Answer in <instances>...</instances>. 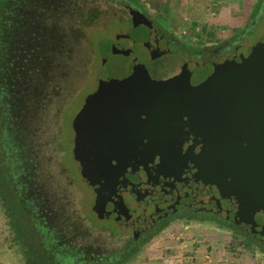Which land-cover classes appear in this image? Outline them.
I'll return each instance as SVG.
<instances>
[{
  "label": "water",
  "instance_id": "water-1",
  "mask_svg": "<svg viewBox=\"0 0 264 264\" xmlns=\"http://www.w3.org/2000/svg\"><path fill=\"white\" fill-rule=\"evenodd\" d=\"M128 9L147 29L108 42L96 87L72 119L91 211L135 239L189 208L264 246V38L207 66L171 51Z\"/></svg>",
  "mask_w": 264,
  "mask_h": 264
},
{
  "label": "rangeland",
  "instance_id": "rangeland-1",
  "mask_svg": "<svg viewBox=\"0 0 264 264\" xmlns=\"http://www.w3.org/2000/svg\"><path fill=\"white\" fill-rule=\"evenodd\" d=\"M129 1L191 49L211 47L228 38L251 45L264 29V0ZM217 15L224 17L218 19ZM9 20L13 26L7 38L9 53L12 51L8 57L19 54L17 46H21L28 65L17 72L23 73L19 99L23 102L11 118L19 120L22 132L18 142L6 150L12 165L7 160L2 163L1 185L8 198L35 210L33 217L37 215L39 225L44 222V228L50 227L55 237L71 242L70 251L77 249L74 252L81 253L84 263L106 254L116 258L134 241L133 234L111 220L97 219L91 211L93 193L72 158V119L84 97L96 87L108 42L118 32L144 31L143 26L141 22L134 25L129 9L117 0H29ZM24 22L29 33L20 36L27 44L19 43L18 32L26 29L20 25ZM6 55L0 57L3 67ZM0 143L1 151L5 144ZM27 167L30 171L25 173ZM1 199L0 264H27L23 248L13 240ZM37 208L42 211L36 212ZM41 217L44 219L39 221ZM200 218H174L140 248L127 253L121 264L230 262L211 252L220 249L233 252L238 264H264V254L253 241L219 218ZM201 247L204 250L197 253Z\"/></svg>",
  "mask_w": 264,
  "mask_h": 264
},
{
  "label": "flooded vegetation",
  "instance_id": "flooded-vegetation-1",
  "mask_svg": "<svg viewBox=\"0 0 264 264\" xmlns=\"http://www.w3.org/2000/svg\"><path fill=\"white\" fill-rule=\"evenodd\" d=\"M120 1V3H123L124 7L128 8V7H132L136 10H139L136 6H134L132 4V2L128 1V0H117ZM139 12H141L139 10ZM151 21V25L153 27L156 28V30L162 34L164 41L166 42L167 47L171 50V51H178L180 53H182L183 55L189 57V58H193L196 61H200L201 63L209 66L210 63L212 61H216L218 59H220L223 56H226L228 54L233 53V49L235 48V46L240 45L238 40H233V39H225L224 41H220L219 43L211 46V47H206V48H188L186 47L184 44H182L181 42H179L175 37H173L168 31H166L164 28H162L161 26L157 25V23H155L152 19H150ZM22 27L25 26L26 29L21 28L18 32L19 36L20 33H22L23 37H26V33H29L27 25L25 22L20 24ZM23 29V30H22ZM147 29V26H143V30L145 31ZM141 30V32L137 33H142L144 32ZM11 35L10 29L9 27L7 28L6 33L4 34V39H2V42H0V57H4L5 58V54H7L6 56L8 57L9 54L11 55L12 51L9 53V49H8V39L9 36ZM264 38V29L262 32V36L260 37V39ZM21 41H19V43H24L27 44L29 41H23L22 37L20 36ZM259 39V40H260ZM7 45V46H6ZM11 50V49H10ZM17 50L19 51V54L16 55V52L14 53V55L11 57L6 58V64H4V67L2 65V63L0 62V142L2 141L5 146L2 143V150L0 151V166L2 165V163L7 160V164L12 165V160L10 157H8L10 154L6 152L7 148L10 149L8 147V145L13 144V143H17L18 142V135L21 134L22 129H20L19 127V120L16 118H11L13 112L16 114V111L21 107L20 102H23V100H19L23 95V73L20 75L17 72L19 70H21L24 66L26 67L28 64L27 62L25 63V60L28 58L26 55V51H22V47L20 46V49L17 46ZM17 56V57H16ZM19 67V68H18ZM20 91V92H19ZM18 96H16V95ZM16 125V126H15ZM1 145V143H0ZM15 147V146H14ZM12 149V148H11ZM11 156V155H10ZM23 156V154L21 153V151H18V157L21 158ZM6 163V162H4ZM29 167V166H28ZM28 167L26 168V172H29L30 170L28 169ZM11 171H13L12 169H10ZM24 173V171H23ZM20 174H22L20 172ZM26 204V203H25ZM29 210L30 207H28ZM42 211V208H37L36 212H40ZM35 213V210L33 209L32 214ZM94 214V213H93ZM210 213H203V212H194L193 210L189 209V208H183L178 210L177 212L173 213L172 215H169L159 221H156L153 226H151L150 228H147L143 233H141L139 236H137V238L133 239L134 241L129 244L128 246H126V248L124 249L122 255H119L118 257L114 258L115 254L113 255H100V257L96 258V261H94V264H119L120 262L124 261V258H126V254L130 253L133 249H136V245H134V242L138 241L140 238H145V236L147 237L148 235L151 234L152 230L154 227L158 226L160 224L161 221L167 220L172 221L174 218H179L181 216H186V215H190L192 216V218H196L198 216H204V215H208ZM212 215V214H210ZM51 216L53 217V215L51 214ZM214 216V215H212ZM216 217V216H215ZM35 218L37 219V215L35 216ZM218 218V217H217ZM39 221H41L42 219H44V217L38 218ZM44 222L42 225H40L41 227H43L44 229V233H41L40 231L38 232V235H40V237H43V239L48 238V236H51V240L49 243V246H52V249L54 250V256H58V255H66V254H70V250L72 248V244L71 242H68L66 240H62L58 237H55V233L54 231L52 232V234L49 232L51 230L50 227H45L44 228ZM243 232V231H242ZM43 234V235H42ZM54 234V235H53ZM257 245V244H256ZM259 245V244H258ZM257 245V246H258ZM261 249L264 251V246H261ZM75 252H78V250H74ZM73 251V253H75ZM105 253V252H103ZM76 254V253H75ZM79 257H77V261L79 263L82 262V255L81 253H78ZM118 254V253H117ZM124 255V257H123ZM73 261V260H72Z\"/></svg>",
  "mask_w": 264,
  "mask_h": 264
},
{
  "label": "trees",
  "instance_id": "trees-1",
  "mask_svg": "<svg viewBox=\"0 0 264 264\" xmlns=\"http://www.w3.org/2000/svg\"><path fill=\"white\" fill-rule=\"evenodd\" d=\"M129 1V0H128ZM21 4H29V0H0V42L4 39V34L10 25L13 26V22L9 20L10 16H13L16 8ZM134 6L135 2H132ZM138 7V6H136ZM3 43V42H2ZM1 169V166H0ZM0 196L2 205L4 207L6 216L10 222V227L14 233L13 240L16 244L21 245L23 248L25 262L27 264H94V261H88L84 263L83 261L78 263L77 257L79 254H75L72 251L70 254L54 256V250L52 246H49L51 236H48L47 240L43 239L38 235V232L44 233V229L38 224V221L33 217L31 211L17 199H10L6 195V189H4L0 182ZM211 218H217L215 216L209 215ZM208 215L200 216L202 219L209 218ZM223 221V220H222ZM228 228H231L234 232L239 235H243L249 241H253L258 245L256 241L247 236L244 232L234 227L232 224L223 221ZM168 224L167 220L161 221L160 224L153 228L150 235L145 238H140L138 241L134 242L136 248H140L143 243H145L151 235L158 232ZM47 230V229H46ZM52 234V230L49 231ZM43 235V234H42ZM41 238V239H40ZM260 252L264 254V251L258 245ZM137 251V250H136ZM73 260V261H72ZM121 264V262L119 263Z\"/></svg>",
  "mask_w": 264,
  "mask_h": 264
},
{
  "label": "crops",
  "instance_id": "crops-1",
  "mask_svg": "<svg viewBox=\"0 0 264 264\" xmlns=\"http://www.w3.org/2000/svg\"><path fill=\"white\" fill-rule=\"evenodd\" d=\"M224 16H219V15H217V18L218 19H221V18H223ZM212 248H216L217 249V247L216 246H213L212 245ZM204 249L201 247V248H199L198 249V251H197V253H201L202 251H203ZM212 252V254H214V256L216 255V256H222L223 258H225L226 260H229L230 262H215V261H213V263L211 262V263H209V264H238L237 262H234V260H235V257L232 255V253L230 252L229 253V251L228 250H225V251H223L222 249H220V250H212L211 251ZM219 261V260H218ZM200 264H205V263H200Z\"/></svg>",
  "mask_w": 264,
  "mask_h": 264
}]
</instances>
